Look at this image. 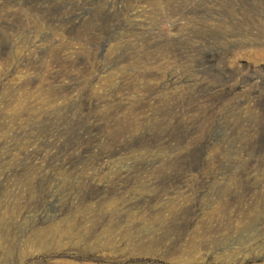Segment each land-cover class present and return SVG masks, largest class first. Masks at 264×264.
<instances>
[{
    "label": "rangeland",
    "instance_id": "374dc122",
    "mask_svg": "<svg viewBox=\"0 0 264 264\" xmlns=\"http://www.w3.org/2000/svg\"><path fill=\"white\" fill-rule=\"evenodd\" d=\"M0 264H264V0H0Z\"/></svg>",
    "mask_w": 264,
    "mask_h": 264
}]
</instances>
